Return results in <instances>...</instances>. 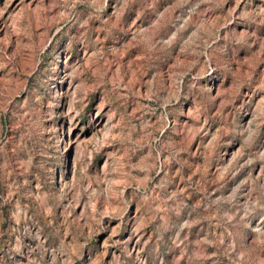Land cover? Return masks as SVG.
<instances>
[{
    "label": "rangeland",
    "instance_id": "374dc122",
    "mask_svg": "<svg viewBox=\"0 0 264 264\" xmlns=\"http://www.w3.org/2000/svg\"><path fill=\"white\" fill-rule=\"evenodd\" d=\"M0 264H264V0H0Z\"/></svg>",
    "mask_w": 264,
    "mask_h": 264
}]
</instances>
